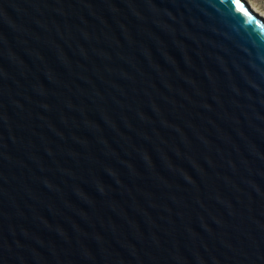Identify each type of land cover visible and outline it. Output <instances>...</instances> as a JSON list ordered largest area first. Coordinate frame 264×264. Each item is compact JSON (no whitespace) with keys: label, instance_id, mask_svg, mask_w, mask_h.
Instances as JSON below:
<instances>
[{"label":"water","instance_id":"obj_1","mask_svg":"<svg viewBox=\"0 0 264 264\" xmlns=\"http://www.w3.org/2000/svg\"><path fill=\"white\" fill-rule=\"evenodd\" d=\"M0 264H264V18L0 0Z\"/></svg>","mask_w":264,"mask_h":264},{"label":"rangeland","instance_id":"obj_2","mask_svg":"<svg viewBox=\"0 0 264 264\" xmlns=\"http://www.w3.org/2000/svg\"><path fill=\"white\" fill-rule=\"evenodd\" d=\"M252 9L264 18V0H246Z\"/></svg>","mask_w":264,"mask_h":264},{"label":"bare ground","instance_id":"obj_3","mask_svg":"<svg viewBox=\"0 0 264 264\" xmlns=\"http://www.w3.org/2000/svg\"><path fill=\"white\" fill-rule=\"evenodd\" d=\"M252 8V7H251Z\"/></svg>","mask_w":264,"mask_h":264}]
</instances>
